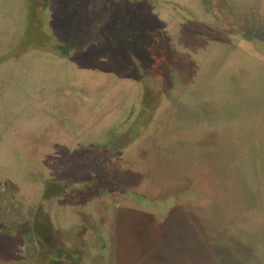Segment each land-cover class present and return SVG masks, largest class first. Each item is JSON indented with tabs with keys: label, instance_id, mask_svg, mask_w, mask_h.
Masks as SVG:
<instances>
[{
	"label": "rangeland",
	"instance_id": "obj_1",
	"mask_svg": "<svg viewBox=\"0 0 264 264\" xmlns=\"http://www.w3.org/2000/svg\"><path fill=\"white\" fill-rule=\"evenodd\" d=\"M108 234L264 264V0H0V264Z\"/></svg>",
	"mask_w": 264,
	"mask_h": 264
},
{
	"label": "water",
	"instance_id": "obj_2",
	"mask_svg": "<svg viewBox=\"0 0 264 264\" xmlns=\"http://www.w3.org/2000/svg\"><path fill=\"white\" fill-rule=\"evenodd\" d=\"M167 235L169 234L163 235L165 236L163 238H160V239L157 238V241H155V245L152 244V245L147 246L148 247L147 250L143 248L135 249L134 253L132 254L130 258H129V255L123 254L121 250V252H119V258H121L122 261H125V264H174V263L175 264H195L194 262H190L189 257H186L185 259L179 262L174 261L176 251L178 253L180 252V250H182L183 255H187L189 254V252H191L190 250L191 248H185V246L183 249L176 248L175 247L176 245L174 243L175 240L173 238L171 239L170 235L166 237ZM178 237H179V240L182 241V244L184 241L190 242V241H193V239L194 240L197 239V237H195L193 233H189V232L187 234H178ZM219 250L220 249H218V251ZM231 257L232 255L230 256V258ZM225 261H228V260L225 258Z\"/></svg>",
	"mask_w": 264,
	"mask_h": 264
},
{
	"label": "flooded vegetation",
	"instance_id": "obj_3",
	"mask_svg": "<svg viewBox=\"0 0 264 264\" xmlns=\"http://www.w3.org/2000/svg\"><path fill=\"white\" fill-rule=\"evenodd\" d=\"M111 237L112 235L108 234V237L99 238V241L97 242L89 237L86 239V242L89 243V241H95V244L90 243L88 246L84 245L86 249L79 251L73 248L62 249V252L67 254V256H65L66 264H114L112 263L113 254L112 257H110L111 252L109 247L111 246ZM67 241L73 244L72 240L67 239Z\"/></svg>",
	"mask_w": 264,
	"mask_h": 264
},
{
	"label": "crops",
	"instance_id": "obj_4",
	"mask_svg": "<svg viewBox=\"0 0 264 264\" xmlns=\"http://www.w3.org/2000/svg\"><path fill=\"white\" fill-rule=\"evenodd\" d=\"M103 1L104 0H102V3H103ZM101 87L102 86H98V85H94L93 87H91V90L92 91H94V92H99V90L101 89ZM133 93V90H132V92H131V94ZM130 94V95H131ZM129 95L127 94V97H128ZM114 103V101H109L106 105H105V108H108L107 109V112H110V113H112V111H110L111 109H113V108H117L118 107V105L119 104H113ZM112 107V108H111ZM82 108V107H81ZM88 108V109H87ZM119 108V107H118ZM86 111L84 110L83 111V113L86 115V116H88L89 118H91V119H95L97 116H98V112H97V110L93 107L92 108V106H90V107H86ZM116 111V110H115ZM118 111V110H117ZM116 111V112H117ZM82 112V111H81ZM106 112V113H107ZM105 114V113H104ZM113 114V113H112ZM115 114V113H114Z\"/></svg>",
	"mask_w": 264,
	"mask_h": 264
}]
</instances>
